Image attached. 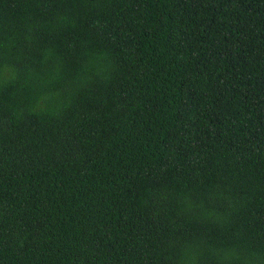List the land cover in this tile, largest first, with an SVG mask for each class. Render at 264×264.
Listing matches in <instances>:
<instances>
[{"label": "trees", "instance_id": "obj_1", "mask_svg": "<svg viewBox=\"0 0 264 264\" xmlns=\"http://www.w3.org/2000/svg\"><path fill=\"white\" fill-rule=\"evenodd\" d=\"M0 264H264V0H0Z\"/></svg>", "mask_w": 264, "mask_h": 264}]
</instances>
